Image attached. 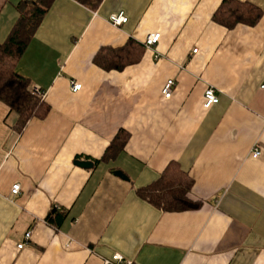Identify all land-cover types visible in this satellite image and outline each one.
Listing matches in <instances>:
<instances>
[{
  "label": "crops",
  "instance_id": "0c3cea01",
  "mask_svg": "<svg viewBox=\"0 0 264 264\" xmlns=\"http://www.w3.org/2000/svg\"><path fill=\"white\" fill-rule=\"evenodd\" d=\"M24 1L0 0V42ZM221 1L53 0L16 65L49 112L18 131L0 101V264H101L115 253L134 264H264V0H239L262 15L230 29L212 19ZM118 12L127 21L114 27ZM150 33L159 40L138 63H93L101 46ZM208 87L218 102L205 108ZM119 130L123 150L95 162ZM170 163L192 179L198 208L165 210L137 194ZM51 208L64 214L56 225Z\"/></svg>",
  "mask_w": 264,
  "mask_h": 264
},
{
  "label": "trees",
  "instance_id": "16d2710c",
  "mask_svg": "<svg viewBox=\"0 0 264 264\" xmlns=\"http://www.w3.org/2000/svg\"><path fill=\"white\" fill-rule=\"evenodd\" d=\"M77 1L95 9L102 0ZM52 2L53 0H25L19 6L18 20L7 38L0 42V101L16 114L18 131L32 118H43L49 112V105L35 93L29 78L16 70V65ZM261 15L262 10L250 2L222 0L212 19L230 29L238 23L255 25ZM145 49L142 43L133 39L127 40L121 47L101 46L93 57V63L105 71H121L138 63ZM128 139L129 133L119 130L103 156L94 161L114 159L123 150ZM191 187L192 179L188 174L177 164L170 163L155 182L137 189V194L161 209L187 210L199 207V203L192 202L187 196ZM63 216V213L51 208L46 221L56 225Z\"/></svg>",
  "mask_w": 264,
  "mask_h": 264
},
{
  "label": "built area",
  "instance_id": "2783aa9c",
  "mask_svg": "<svg viewBox=\"0 0 264 264\" xmlns=\"http://www.w3.org/2000/svg\"><path fill=\"white\" fill-rule=\"evenodd\" d=\"M126 21H127V16L123 12L113 13L108 17V22L114 27H120ZM159 37H160L159 33H150L149 35H147V37L143 41L144 47L145 48H151V47L155 46L159 40ZM193 52H195V50ZM174 85H175V82L173 79H169L165 82V84L161 90V93H162L164 98L171 97V95L173 94ZM80 87H81L80 83H77L75 81H72L70 83V89L73 92L78 91L80 89ZM33 90L35 91V93L37 95H39L41 97L43 96V93L41 92V90H39V88L33 87ZM203 100H204L203 106L205 108H208L211 105L218 102V96L212 87H208L205 89L204 94H203ZM250 154H251V157L256 158L260 155V150L258 148H254ZM19 190H20L19 184L12 185L11 192L13 194H18ZM29 237H30V232L25 233V239L28 240ZM24 244L25 243L17 244V248L18 249L23 248ZM101 264H134V263H133V261L127 259L123 255H121L119 253H115L109 258L102 259Z\"/></svg>",
  "mask_w": 264,
  "mask_h": 264
},
{
  "label": "water",
  "instance_id": "95a60500",
  "mask_svg": "<svg viewBox=\"0 0 264 264\" xmlns=\"http://www.w3.org/2000/svg\"><path fill=\"white\" fill-rule=\"evenodd\" d=\"M77 166H80L82 168L91 169L93 167V162L88 160H75L74 162ZM114 175L120 177L123 180H127L128 177L121 172L120 170L113 171Z\"/></svg>",
  "mask_w": 264,
  "mask_h": 264
}]
</instances>
